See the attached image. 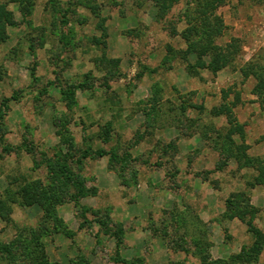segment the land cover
Masks as SVG:
<instances>
[{
	"label": "rangeland",
	"instance_id": "obj_1",
	"mask_svg": "<svg viewBox=\"0 0 264 264\" xmlns=\"http://www.w3.org/2000/svg\"><path fill=\"white\" fill-rule=\"evenodd\" d=\"M0 4V264H264V0Z\"/></svg>",
	"mask_w": 264,
	"mask_h": 264
},
{
	"label": "trees",
	"instance_id": "obj_2",
	"mask_svg": "<svg viewBox=\"0 0 264 264\" xmlns=\"http://www.w3.org/2000/svg\"><path fill=\"white\" fill-rule=\"evenodd\" d=\"M153 2H155L156 4H161V7H166L168 6L166 4V0H151ZM214 3L218 4L219 2H221V0H213ZM20 4V3H19ZM4 4H0V41H3L7 38V35L5 33V25H15L17 24V22L13 19L11 12H9L7 9H5ZM26 11V10H25ZM234 40V39H233ZM230 48L234 49L236 48V46L234 45V42H231L230 44H227L225 47L226 50V54L223 53H217L216 55L213 56V58L210 59V61L208 63L203 64L202 61L201 63H198L199 65L202 64L201 66L209 69L212 72H216L221 70L223 67H225L227 65V60L229 57V54L231 53L229 50ZM202 54V53H200ZM246 65L249 67L248 69H242L243 74L246 76L248 73V70H251L252 66H251V62L248 61L246 63ZM72 86V85H71ZM81 85H79L78 87H80ZM76 87V86H74ZM65 96L68 95L70 97V99L73 98L74 92L73 90H71V88H68V91L64 90L63 91ZM99 155H103L102 151L98 152ZM248 207V206H247ZM247 225L249 227V229L253 230V225L251 223V221H247ZM258 233V230H255ZM262 239L263 236L261 234L258 233L253 246L250 247L249 252H247V254L242 255V253H239L238 255H234L231 258L230 262H227L225 264H233L234 262H242V261H246V260H250V258L253 256V254L257 253L259 248L261 247L262 244ZM202 264H217L214 262H205L202 259ZM218 262V261H216Z\"/></svg>",
	"mask_w": 264,
	"mask_h": 264
}]
</instances>
